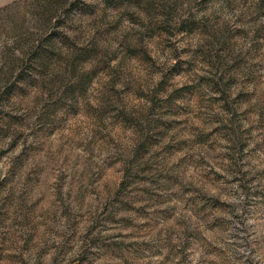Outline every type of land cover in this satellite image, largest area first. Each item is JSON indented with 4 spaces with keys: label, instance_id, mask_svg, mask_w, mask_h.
I'll return each mask as SVG.
<instances>
[{
    "label": "rangeland",
    "instance_id": "obj_1",
    "mask_svg": "<svg viewBox=\"0 0 264 264\" xmlns=\"http://www.w3.org/2000/svg\"><path fill=\"white\" fill-rule=\"evenodd\" d=\"M0 264H264V0H0Z\"/></svg>",
    "mask_w": 264,
    "mask_h": 264
}]
</instances>
